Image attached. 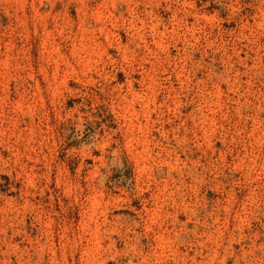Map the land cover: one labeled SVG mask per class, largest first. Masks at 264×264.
<instances>
[{"label":"rangeland","instance_id":"rangeland-1","mask_svg":"<svg viewBox=\"0 0 264 264\" xmlns=\"http://www.w3.org/2000/svg\"><path fill=\"white\" fill-rule=\"evenodd\" d=\"M0 264H264V0H0Z\"/></svg>","mask_w":264,"mask_h":264}]
</instances>
